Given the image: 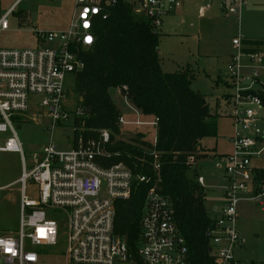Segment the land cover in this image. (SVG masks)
Returning a JSON list of instances; mask_svg holds the SVG:
<instances>
[{"label": "built area", "instance_id": "built-area-1", "mask_svg": "<svg viewBox=\"0 0 264 264\" xmlns=\"http://www.w3.org/2000/svg\"><path fill=\"white\" fill-rule=\"evenodd\" d=\"M245 3L221 0L220 6L228 14H240ZM119 4L128 5L137 17L149 20L159 31L164 18L176 12L182 0H75V15L66 28L31 30L35 47L4 48L0 43V140L5 138L0 151L18 152L23 162L20 228L16 234H0V264H54L58 258H65L66 264H190L173 203L162 192L160 165L149 173L135 171L122 161L110 163V133L103 130L99 138L80 134L75 140L73 135V144L66 150L50 142L41 154H34V167L28 171L14 126V120L33 107L36 96H41L43 113L39 116L49 119L50 130L71 119L74 131L83 128L76 125L84 116L81 103L73 111L64 105L65 81L69 74L76 77L83 71L82 53L94 46L99 22L107 20ZM15 5L0 13V34L9 29L8 17ZM209 8L210 2L201 9V15ZM242 41L241 37L234 38L238 54L228 66L229 77L237 86L233 98L239 107L232 113L236 125L232 151L219 157L225 163L223 205L212 211L215 223L207 233L215 264H237L235 250L244 241L238 229L239 203L247 200L264 211V177L253 164L256 158L264 157V135L251 132L258 118L255 108L264 104L259 96L245 94L251 90L238 86L243 80ZM245 53L260 62L264 58L258 52ZM252 76V82H260L257 70ZM261 86L264 89V82ZM123 89L127 90L125 86ZM123 98L134 117L121 114L118 124L142 130L154 128L151 142L155 144L158 118L145 117L126 96ZM28 180L38 186L37 199L27 196ZM199 182L202 184L201 178ZM140 186L146 189L141 233L131 248L115 231L117 202L129 200Z\"/></svg>", "mask_w": 264, "mask_h": 264}, {"label": "trees", "instance_id": "trees-1", "mask_svg": "<svg viewBox=\"0 0 264 264\" xmlns=\"http://www.w3.org/2000/svg\"><path fill=\"white\" fill-rule=\"evenodd\" d=\"M96 36L94 46L82 53L85 68L76 76L84 116L76 121L83 128H75L74 139L80 134L99 138L108 130L110 163L122 161L135 171L149 173L160 165L162 192L173 203L190 264H215L207 235L215 223L206 208L207 192L190 172L196 160L208 154L202 140L218 136L219 113L192 88L190 68L172 73L162 69L158 50L161 32L149 20L137 17L128 5H117L107 20L99 22ZM252 43L264 47V40L247 41ZM244 51L251 52L249 48ZM112 88L119 89L132 105L140 106L145 117L158 118L155 144L144 133L127 141L117 139L121 111L110 96ZM245 94L259 96L264 104V89ZM257 173L264 177V169ZM145 194L146 189L140 186L129 200L117 202L115 231L131 248L140 238Z\"/></svg>", "mask_w": 264, "mask_h": 264}, {"label": "rangeland", "instance_id": "rangeland-1", "mask_svg": "<svg viewBox=\"0 0 264 264\" xmlns=\"http://www.w3.org/2000/svg\"><path fill=\"white\" fill-rule=\"evenodd\" d=\"M17 1L0 0L1 14L16 4L13 13L8 17L9 29L0 34V43L4 48H33L36 46V40L31 33L32 29L56 30L57 27L66 26V23H69L75 15V0ZM199 15L194 13L187 16L184 22L175 16L165 17L163 30L167 28L169 31L177 32L162 37L158 50L165 70L177 72L183 67L190 68L193 75L192 88L202 93L212 109L219 113L218 136L202 140L203 146L210 149L211 157L200 160L201 165L207 162V166L211 167V178L208 181V186L205 187L207 192L205 204L207 210L211 212L216 207L222 206L225 185L221 179L216 177L219 173L224 174L225 163L221 159H217L212 150L219 142L220 150L232 151L231 138L236 129L232 113L239 107L233 98L237 86L233 85L228 72V66L232 64L234 57L238 54L233 40L239 37L242 39L256 37L252 35L257 27L253 18L245 13H241V16L236 14L222 17L223 19L218 18L209 24L206 23L209 21L207 18H201ZM245 42V40L242 41L240 48L243 80L238 86L243 90H261V83L264 82V48H259V45L255 43L249 45L251 52L263 55L261 62L259 59L253 60L242 51L245 48ZM255 70L259 72L260 82L258 83L252 82V74ZM65 90L67 96L64 99V105L73 111L81 101V97L76 91L74 75L67 76ZM110 96L121 114L130 119L134 117L133 109L127 104L119 89H110ZM35 99L37 100L33 107L26 111L22 117L14 120L28 171L34 167V154H41L44 146L52 142L59 149H69L73 144L74 135L72 119L53 131L50 130L49 119L39 116L40 113H43L39 107L41 96H36ZM245 107L242 106V108ZM255 112L258 118L251 125V132L262 136L264 135V107L255 108ZM34 115H38L39 118L33 119ZM138 133L146 134V139L151 142L156 130L152 127L145 130L121 127V133L117 139L127 141ZM4 141L5 138L0 140V146L4 145ZM253 162L258 167H264V157L256 158ZM219 163L222 164L221 167H218ZM22 175L21 154L14 151H0V234H16L19 231L20 178ZM26 192L30 199H37V184L28 180ZM238 214V226L244 241L243 245L235 250L237 264H264V211L257 204L242 200L238 205ZM54 264H66V260L58 258Z\"/></svg>", "mask_w": 264, "mask_h": 264}, {"label": "crops", "instance_id": "crops-1", "mask_svg": "<svg viewBox=\"0 0 264 264\" xmlns=\"http://www.w3.org/2000/svg\"><path fill=\"white\" fill-rule=\"evenodd\" d=\"M220 1L221 0H211V1L210 0H182L181 7L176 12H174L173 14L168 15L167 17L175 16L178 19H182L183 20L182 22H184L185 21L184 19H186L185 17H187V16L189 17V16H191L194 13H198V14H200L199 17L207 18L209 21L206 22V23L209 24V23H211L213 21H216L218 18L223 19V18H225L226 16H229V15H236V14H228V13H226L221 8ZM208 2H210V8L207 10L205 15H201V9ZM241 13H245V15H247V14L250 15V17L253 18V21H254V23L256 24V27H257V29H255L253 31V35H252V36H256V37H253V38L247 37V39L243 38V40L246 41L245 42L246 43L245 44V48H244V49H246V48H249V44H247V41H249V40H251V41L264 40V0H246V3L242 6ZM241 13H240L239 16H241ZM239 19L241 20V17ZM67 24H68V22L66 23V26H67ZM66 26L65 25L64 26H60V27H57V29H64V28H66ZM179 28H182V26H179ZM159 31L162 34L161 38L164 37V36L173 35V32H177L175 30L174 31H172V30L169 31V30H167V28L165 30H163V24H162V26H161ZM160 42H161V39H160ZM259 48L262 49L264 47L263 46H259ZM160 62H161L162 69L165 72L172 73V71H167V70L164 69V63L161 61V59H160ZM184 68L185 67H183V69ZM218 145H219V142L215 146V149L212 150L213 153H214V156H216L217 159L220 156L231 152V151L228 152V151H225V150H220ZM202 146H203V143H202ZM203 148L206 150V152L208 154L206 156H202L201 158L196 160L195 165L193 167V170L191 171V175L192 176L195 175L196 177L201 178L202 179V186L205 188L206 186H208V181L211 178V172H210L211 171V167L207 166V162H205L204 164L201 165L200 160L202 158L203 159L204 158L205 159L210 158L211 154H210V151H209L210 149H207L204 146H203ZM231 150H232V143H231ZM253 164H254V166L257 169H264V167H258L257 164H255V163H253ZM219 174H217L216 177L221 179L224 182V184H226V179H225L224 174L223 173H221L220 175ZM218 207H221V206H218ZM212 211L211 212L208 211V212L211 214V216H214V214H212ZM238 218H239V214H238ZM238 229H239L240 235L242 236V233H241V230H240L239 226H238ZM239 247H241V246H239Z\"/></svg>", "mask_w": 264, "mask_h": 264}, {"label": "water", "instance_id": "water-1", "mask_svg": "<svg viewBox=\"0 0 264 264\" xmlns=\"http://www.w3.org/2000/svg\"><path fill=\"white\" fill-rule=\"evenodd\" d=\"M82 100V99H81ZM137 107V109H139V110H141V107L140 106H136Z\"/></svg>", "mask_w": 264, "mask_h": 264}, {"label": "snow or ice", "instance_id": "snow-or-ice-1", "mask_svg": "<svg viewBox=\"0 0 264 264\" xmlns=\"http://www.w3.org/2000/svg\"><path fill=\"white\" fill-rule=\"evenodd\" d=\"M41 232L43 233V232H44V230L42 229V230H41Z\"/></svg>", "mask_w": 264, "mask_h": 264}]
</instances>
